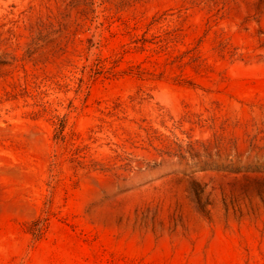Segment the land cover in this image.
<instances>
[{
	"label": "rangeland",
	"instance_id": "obj_1",
	"mask_svg": "<svg viewBox=\"0 0 264 264\" xmlns=\"http://www.w3.org/2000/svg\"><path fill=\"white\" fill-rule=\"evenodd\" d=\"M0 264H264V0H0Z\"/></svg>",
	"mask_w": 264,
	"mask_h": 264
},
{
	"label": "trees",
	"instance_id": "obj_2",
	"mask_svg": "<svg viewBox=\"0 0 264 264\" xmlns=\"http://www.w3.org/2000/svg\"><path fill=\"white\" fill-rule=\"evenodd\" d=\"M57 137L60 138L61 140L65 141L66 136L63 134V129H60V130L58 131V133H57ZM81 149H82V148H80L79 146H76V147L74 148V154H79L80 151H81ZM82 156H83V155H79V157H82ZM77 160L80 161L79 158H77ZM95 164H98V163L95 162Z\"/></svg>",
	"mask_w": 264,
	"mask_h": 264
}]
</instances>
